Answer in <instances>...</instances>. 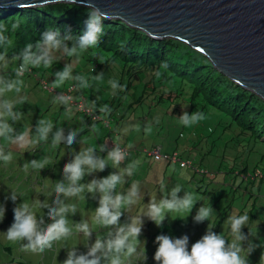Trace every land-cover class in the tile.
Wrapping results in <instances>:
<instances>
[{
    "label": "clouds",
    "instance_id": "obj_1",
    "mask_svg": "<svg viewBox=\"0 0 264 264\" xmlns=\"http://www.w3.org/2000/svg\"><path fill=\"white\" fill-rule=\"evenodd\" d=\"M71 2L75 3L76 0H71ZM89 9V16L85 21L86 31L83 35L76 38L66 35L60 38L58 31L49 30L43 33L41 39L35 44L29 43L19 56L11 59L7 55V49L11 46L12 41L5 35L8 26L0 22V47L4 49L0 52V140L6 142V144H0V162L5 165L13 159L12 152L7 147L8 145L24 148L40 141L48 142L51 140L54 147L61 143L66 147H70L78 142L77 136L80 133L78 129L69 130L65 135L62 127H56L54 131L55 126L51 120L39 119L38 122L29 125V128H32V126L35 128L30 135V137H33L34 134L35 140L29 138L28 132H17L13 124L19 122L23 117V114L16 109L17 104L25 102L22 93L25 87L23 78L26 73L33 68L50 66L56 53H62L68 58H79L81 53L99 47L101 37L104 35L101 21L108 19V17L97 7L92 6ZM9 11L15 12L13 10ZM11 27L14 32L19 28V24L14 23ZM69 40L73 41L71 47L66 42ZM17 60H20L21 63L11 69L10 65ZM100 62L104 63L102 57ZM163 67H167V65L165 64ZM92 71H94L93 68ZM54 75L53 86L56 88H59L66 81L74 82V86L70 85L64 91V94L60 93L53 97L54 104L62 105L65 111L69 113L74 109L77 111V115L81 114L85 118H91L93 122H96L95 124L102 122V116L96 112L97 109L103 116L111 113L112 109L107 104L97 107L95 101L88 105L85 97L78 99L80 95L73 98L76 89H89L92 87L93 82L102 81L104 78L103 72L90 77L78 73L74 74L72 64L67 63L61 71L55 72ZM161 75V71L157 70L155 72L157 79ZM37 83L43 85L44 89L55 92L49 86L48 79L42 78ZM108 84L113 96L118 92L125 91L126 88L125 85H121L115 79H109ZM72 87L73 90L70 92ZM10 93L15 94L14 98L9 96ZM81 99L85 100L87 108L91 110L90 115L79 111L71 104L72 100L80 101ZM177 119L181 125L192 127L205 120L206 116L199 110L191 114L184 111ZM155 122H159L158 118H155ZM74 123L77 125L76 119L72 121V124ZM95 124L92 125L93 129H95ZM151 130L150 125L145 128L146 132L150 133ZM105 151L107 156L102 157L105 154L101 152ZM98 152L102 156L97 154V147L95 146L81 148L80 152L74 154V158L64 165L63 179L56 182L52 192L55 193V198L51 201L45 199L43 202H37L39 209H47L46 215L51 221L50 223L46 224L44 214L38 215L34 211V206L24 200L23 203L18 204L13 209L14 222L5 233L6 239L11 242H22L21 246L25 251L44 253L46 250L52 249L57 242L67 241L73 236L74 229L75 234H82L88 250L86 253L78 254L75 246L68 248L67 258L62 264H132L134 257H142L140 261H146L145 252L140 253L137 247L140 242L139 237L142 236L143 220L141 216H147L157 227H162L163 222L169 216L168 213L186 211L189 215L198 200L193 193L185 191L180 185H177L159 201L151 199L146 205L145 211L137 216H130L127 222L121 224L123 213L130 211L131 207L139 201L140 187L138 182H134L127 193H122L117 192V186L126 182L125 177H131L134 174L139 161L128 163L121 171L120 165L128 159L131 150L114 142L110 148L107 147V143L100 145ZM157 152L156 156L161 158L160 152ZM57 154H60V152L58 151ZM149 156L151 155L149 154ZM173 158H177V155ZM181 162L183 161H173V163L180 166ZM30 164L33 169L40 170L45 167L44 163L37 160H32ZM109 164L113 168L119 169V171L113 172L102 179L94 178L86 184L81 183L86 176L97 171H103ZM191 165L189 163V165L181 166V168L192 170ZM24 168L27 171L28 165H25ZM181 191L184 192L182 197L178 195ZM52 193H49L48 196ZM85 193H90L93 199L99 194V206L94 210V221L101 229L106 230L104 235L97 233L95 242L91 244L88 241L91 239L94 230L90 224L82 219L78 223L72 222V226H70L68 219L69 215H75L78 209L74 204H69L67 201L71 198L85 199ZM18 197H24V194L11 189L10 194L6 195L5 199H10L15 203ZM5 211V207L0 204V222L4 219ZM213 212L211 206L203 205L197 210L193 219L196 223L210 221ZM249 219L248 214L228 217L227 223L230 227L231 241L227 240L222 234L213 232V227L209 223L205 235L192 244L190 251L188 250L189 238L187 235L173 239L168 235L161 234L156 238H151L153 241L156 240L158 244L154 260L157 264H249L248 257L258 247L249 239V235L254 234L249 232V235H246L242 231V228L248 226ZM148 235L142 236L146 238L144 240L150 238ZM245 241H247L246 248L242 247ZM260 264H264V253L261 254Z\"/></svg>",
    "mask_w": 264,
    "mask_h": 264
},
{
    "label": "trees",
    "instance_id": "obj_2",
    "mask_svg": "<svg viewBox=\"0 0 264 264\" xmlns=\"http://www.w3.org/2000/svg\"><path fill=\"white\" fill-rule=\"evenodd\" d=\"M89 11L90 9L85 6L68 3H55L15 12L0 10V22L8 26L5 35L12 41L11 46L7 49L8 57L11 59L19 56L26 45L29 43L35 44L41 39L43 33L49 30L58 31L60 38L66 35H70L73 38L83 35L86 31L85 21L88 19ZM14 23H18L19 28L13 32L11 26ZM101 24L104 28V35L101 37V43L98 48L89 49L81 53L79 58H68L62 53H56L53 62L60 57L62 62L65 64L71 63L73 67L74 62L78 64L88 55L87 59H85L95 63L99 70H109L117 66V73H110L109 79L117 80L121 85H125L126 88L125 91L111 96L110 102L109 100L106 101L110 108L113 107L114 103L119 105L123 103L126 106V112L133 109V114L141 108L143 109L142 112L145 109L155 108L162 109L166 114L178 115L179 117L184 111L191 114L199 110L205 114V121H217V125L222 128L220 137L209 143L210 146L207 153L204 152L205 148H198V145L203 140L206 141L209 136L202 138L197 143H192L189 153L186 155L180 154L182 157L176 154L177 151H174L172 155L167 153L157 159L155 162L167 164L164 168L162 167L164 164L162 166L161 164L159 165L161 172H163L162 174L159 173L157 168L150 167V163H141L140 159L135 160L139 161V164L132 175V182L136 180L138 183H145V187L155 190L152 198L147 192L145 193L146 197L140 196L139 201L145 204L150 202L151 199L159 201L171 191L167 187V191H164V193L162 190L157 193L156 183L158 181L159 183H166V179L170 174L167 166L174 165L175 170L172 171L171 176H176L177 185H180L185 191L193 193L198 200L197 203H200V196L196 189L200 187L193 185L192 178L194 172L196 176H199L197 172L201 173L202 176L210 174L205 167V161H208L210 162L212 173L226 175L229 177L228 181H233L230 186L233 192L242 188L244 180L248 178L250 169H252V181L248 183L247 188L252 187L250 191L252 194L249 196L252 199L255 198L252 204L255 207L257 196L253 192L257 188V184H260L258 190H261V186L264 184V151L257 152L258 150H255V143L258 139L260 141L263 140L264 143V100L221 74L204 54L194 50L180 40L171 38L153 39L145 32L133 28L119 19L108 18L102 20ZM66 42L69 47L72 46L73 41L69 40ZM2 51L4 49L0 47V52ZM101 57L104 63L100 62ZM165 64L167 67H163ZM157 70L162 73L159 79L155 76ZM30 72L33 71L31 70ZM71 86H74V83ZM90 93H86L87 97L82 93L78 99L85 97L88 105H90L88 98ZM116 108L113 107L114 110ZM97 113L99 114V111ZM95 123L91 118H86V121L79 123V127H81L82 131L84 130V134H87ZM73 126L77 125L74 123L72 124ZM85 127L87 128L85 129ZM32 129L35 130L33 126ZM201 131L199 130L200 133ZM31 133L32 131L29 132V134ZM233 133H235L233 140L229 138L227 142L225 141L224 144H221L222 147L217 145L218 141ZM82 140L81 136H77L78 142L70 147H66L63 143L55 147L57 152H60L59 148H65L66 153L62 155L60 152V155L71 157L70 153L72 151L75 154L80 152L81 145H83L82 148L90 146L82 143ZM49 144L52 148H55L51 144V140H49ZM202 150L204 153L200 154ZM101 153L105 154L107 152ZM255 153L258 154V159L251 160ZM175 154L177 159L191 163L193 169L180 170L182 169L181 166L173 163ZM128 156L130 157L131 153ZM194 158L198 159L194 160ZM238 159L239 161H237ZM177 166L180 169H177ZM231 176H234V178ZM205 183L206 186L204 188L208 191L213 182L211 180ZM130 187L131 185L129 189ZM178 195L182 197L184 192L181 191ZM235 201L236 198L233 197L227 207L234 206ZM197 203L192 210L196 209ZM249 215L251 216L250 222H253V219H257L254 208L250 209ZM144 219L146 220L145 233L148 235L156 225L147 216H144ZM180 221L181 219L179 218L168 216L162 227L156 226L157 229H160L156 232L157 236L163 234L173 239L178 238L180 235L178 233ZM139 241L137 247L140 253L144 251L146 256L155 254L158 248L156 240L153 241V239L148 238L147 240L139 239Z\"/></svg>",
    "mask_w": 264,
    "mask_h": 264
},
{
    "label": "rangeland",
    "instance_id": "obj_3",
    "mask_svg": "<svg viewBox=\"0 0 264 264\" xmlns=\"http://www.w3.org/2000/svg\"><path fill=\"white\" fill-rule=\"evenodd\" d=\"M87 56L88 55H86L84 59L78 62V64L74 62V74L78 73L90 77L92 75L94 76L100 72H103L104 78L102 81L93 82L92 87L89 89L77 90L76 92H74L73 98H77L78 95L82 93L86 96V93L91 92L88 95L90 104L95 101L97 107L105 104L109 105L106 101L109 100L113 95L112 90L108 84V79L110 78V73H117L116 69H118V67L114 66L109 70H99L98 66H96L95 63L86 60ZM61 60L62 59L58 57L56 61H54L50 66H40L39 68H33L31 69L33 72H28L25 74L23 78L25 81V87L22 93V95L25 97V102L17 104L16 109L23 114V117L19 122H15L13 124V127L17 132L33 131V129L29 128L28 125H32L35 122H38L39 119L51 120L55 126L54 131L56 127H62L65 133H67L69 130L78 129L80 131L78 136H81V138L83 139L82 143L97 147L98 155H100V153L98 152L99 146L105 143H107L108 148H110V146H112L114 142L118 143L119 145L126 146L127 149L131 150V156H128V159L120 165L121 171L124 167L127 166L128 163L140 159L141 163H150V167L157 168V170L161 174L163 172H161V167L159 165L161 164L162 166V164H164V166H162L164 168L167 164L163 162H155L157 159H159V157L156 156L158 153L157 151L160 152V155L162 157L167 153L172 155L174 151H177L176 154L180 155L183 153L184 155H186L191 150L190 147L192 146V143H197L202 138L209 136L206 141L203 140V142L198 145V148H205L204 152L207 153L210 146L209 143H212L215 138L220 137V135L222 134V128L217 125V121L208 122L203 120L192 127H185L181 125L179 120L177 119L179 117L178 115L173 116L172 114H166L162 109L155 108H152L150 110L145 109L144 112H142L143 109L141 108L135 114H133V109H130L126 112V106L123 103H121L120 105L114 103L113 107L117 108L116 110H114L113 107H111L112 111L110 114H108V116H103L99 113V115L102 116V122L95 124V129H93L92 127V129L87 134H84V130L82 131L81 127H79V123L86 121V118L81 114L77 115L78 113L74 109L69 113L65 111L62 105L53 103L54 96L60 93L64 94V91L74 83L73 81H66L59 88L53 86V82L55 81L54 73L57 71H61L65 66V63ZM20 63L21 62L19 60H17L16 62L14 61L10 65V68L14 69ZM92 68L94 69V71H92ZM11 69L9 70L10 74ZM40 78L48 79L49 86L53 88L55 92H50L44 89L43 85L38 84L37 81H39ZM9 96L11 98H14L15 94L10 93ZM218 113L220 112L218 111ZM155 118H158V123L155 122ZM74 119H76L77 128H72V121ZM103 119H106L107 121ZM149 125L152 129L150 133L145 131V128ZM86 128L87 127H85V129ZM199 130H202L201 133L199 132ZM234 137L235 133L228 135L225 139L218 141L217 145H219V147H222L221 144H224L225 141L227 142L229 138L233 140ZM175 140L177 141L175 142ZM112 141L114 142L111 143ZM1 142L2 140H0V143ZM34 146H40V151L36 155L46 154V151H50L51 147L49 141H42L34 143L30 148L27 149V151H29L30 153L31 149ZM82 146L83 145H81L80 148H82ZM59 149L62 155L66 153L65 148L62 149L61 147ZM255 150H258L257 152L264 151L263 140L260 141L258 139V141L255 143ZM204 152L202 150L200 154ZM149 153L151 156L148 155ZM74 154L75 153L73 151L70 153L72 159L74 158ZM65 159V156H63L62 158H60L59 163L61 164V162ZM197 159L198 158H194V160ZM257 159L258 154L255 153L251 160ZM13 161L20 162L21 160H18L16 158ZM237 161H239V159ZM252 164L254 165V162ZM6 166H9V164H7ZM61 166L62 165H59L60 168H62ZM205 167L208 169V173L210 174L202 176L201 173H197L199 176H196L195 172L193 173V185H195V187L197 185L200 187L196 188L197 193H199L200 196V203H197L198 205L196 209L192 210L189 215L186 211L170 212L169 214L170 217L173 216L174 218L181 219L179 225L180 230H178V233L180 235L178 238H181L184 235L188 236V250L190 251L192 244L197 242L203 237V235H205L210 223V226L213 227V232H215L216 234H222L227 240L231 241L232 237L230 233V227L227 223L228 217L233 215H249L250 209L254 208V213L257 216V219H253V222L249 221L248 226L242 228V231L246 235H249V232L254 234L249 235V239L252 241V243L258 245L254 252L248 257L249 264H260L261 254L264 253V184L261 186V190H258L260 184H257V188L253 192L255 196H257V203L255 207H253L252 204L254 203L255 198L252 199V197L250 198L249 196L252 194V192L250 193L252 187H249V189L247 188L248 183H251L252 181V169H250L248 178L244 180L242 188L238 190L235 188L236 191L233 192V189L230 187L233 181H228V176L223 174H215L214 172L212 173L210 162L208 161H205ZM167 168L170 174L166 179V183H159V181L158 183H156V187L158 189L157 193H160L161 190L164 193V191H167V187L172 189L178 183L176 176H171L172 171L175 170V166L168 165ZM177 169H180V167L177 166ZM180 170L184 171L185 169ZM117 171H119V169L113 168L109 164L103 171H99V173L95 172L92 175L86 176L84 180L81 181V183L86 184L94 178L102 179L107 177L109 174ZM35 174L36 175L20 176L18 174H12L9 172H0V204H2L6 209L4 219L2 222H0V264H62V262L67 258L68 248L75 246L78 254L86 253L88 250L85 246L82 234H75L74 229L73 236H71L67 241L57 242L56 244H54L52 249L46 250L44 253H32L30 251H25L21 246L22 242H11L6 239L5 233L14 222L13 209L18 204L23 203L24 200L34 206V211L38 215L44 214V220L46 224L51 222L46 215L47 209H39V207L37 206V202H43L45 199L51 201L55 198V193H52L55 187V185H53L52 183L53 177H43L41 175L37 176V173ZM231 177L234 178V176ZM132 178V176L125 177V180L127 182L118 185L117 192L127 193V191H129V186L134 182H137L136 180H133L132 182ZM62 179L63 176L56 177V180ZM169 179L170 181H168ZM211 180L213 184L207 191V189L204 188L206 186L205 182H209ZM15 183L21 184L18 186L19 189L15 190L20 193H25H23L24 197H18L17 201L13 203L10 199L6 200L5 196L10 194L11 189H13ZM27 187L30 188V192L27 191ZM139 187L141 188L140 196L142 197H144L145 193L147 192L150 194V198H152L155 194V190H150V187H145V183H139ZM49 193L52 194L48 196ZM233 197L236 198V201L234 203V206L229 208L227 207V205ZM67 203L74 204L78 209L75 215H69L68 217L70 226H72V222L78 223L83 219L87 221L93 228L94 231L91 239L88 241L89 244L95 242L97 233H99L100 235H104L106 230L101 229L100 226L95 224L94 221V210L99 206V194H97L96 198L93 199L90 193H85V199L71 198L67 201ZM148 203L149 202H146L145 204L138 201L134 206L131 207L130 211H125L121 217V224L127 222L130 216H137L145 211L146 205ZM203 205L211 206L214 212L210 218V221L196 223L193 218L196 215L197 210ZM250 217L251 216L249 215V218ZM141 218L143 220L141 235L144 236L147 234L145 233L146 220L144 219L143 215L141 216ZM159 230L160 229H157V227L154 226L148 237L156 238V232ZM142 236H140L139 239H146ZM242 247H247V241L243 242ZM154 255L155 254L148 255L146 261H140L142 257H134L132 264H157V262L154 260Z\"/></svg>",
    "mask_w": 264,
    "mask_h": 264
},
{
    "label": "water",
    "instance_id": "obj_4",
    "mask_svg": "<svg viewBox=\"0 0 264 264\" xmlns=\"http://www.w3.org/2000/svg\"><path fill=\"white\" fill-rule=\"evenodd\" d=\"M55 3L94 6L153 39L183 41L264 100V0H0V9Z\"/></svg>",
    "mask_w": 264,
    "mask_h": 264
},
{
    "label": "crops",
    "instance_id": "obj_5",
    "mask_svg": "<svg viewBox=\"0 0 264 264\" xmlns=\"http://www.w3.org/2000/svg\"><path fill=\"white\" fill-rule=\"evenodd\" d=\"M28 127H29V125H28ZM30 135L31 134H29V138H30ZM32 136L34 137V134ZM30 139L35 140V138H30ZM0 144H6V142L4 140H2V142ZM32 145H29V146L24 147V148L18 147L16 145H8L7 147L12 152L13 159L9 163V166H6L4 163L0 162V172L1 171L9 172L12 174H18L20 176L36 175L35 173H37V176L41 175L43 177H53V181H52L53 185H55L56 182L61 181V180H56V177L57 176H63L64 165L66 163H69L72 160V157H68V158L65 157L66 159L64 161H62L60 164L59 163L60 158H62L63 156H61L60 154H57L58 152L56 150V147L55 148L50 147V151L47 150L46 154L36 155L40 151V146H34L29 153V151H27V149L30 148ZM36 149H38V150H36ZM34 150H36V151H34ZM100 155H102V154H100ZM105 156H106V154H105ZM105 156H103V157H105ZM16 158L18 160L24 161L25 163L21 162V161L20 162L13 161ZM32 160H37L38 162H43L45 164V167L41 170L33 169L31 164H30V162ZM53 164H58V165H53ZM25 165H28L27 171H25V168H24ZM59 165H62L61 166L62 168H60ZM96 173H99V171H97ZM19 185H21V184L15 183L13 186V189H19L18 188ZM42 186H44V185H42ZM29 189L30 188L27 187L28 192L31 191ZM23 193H25V192H23Z\"/></svg>",
    "mask_w": 264,
    "mask_h": 264
},
{
    "label": "built area",
    "instance_id": "obj_6",
    "mask_svg": "<svg viewBox=\"0 0 264 264\" xmlns=\"http://www.w3.org/2000/svg\"><path fill=\"white\" fill-rule=\"evenodd\" d=\"M45 86H46V84H45ZM71 90H73V87L70 88V92H71ZM71 104H72L75 108H77L79 111H83V112H85V113L88 114V115L91 114V110H89V109L87 108V106H86V102H85L84 99H81L80 101H73V100H72ZM173 161H179V160H177V158H173ZM187 165H189V163L181 162V166H182V167H185V166H187Z\"/></svg>",
    "mask_w": 264,
    "mask_h": 264
}]
</instances>
